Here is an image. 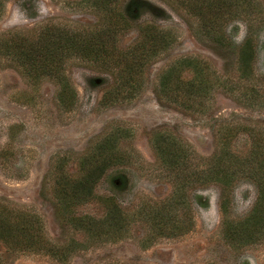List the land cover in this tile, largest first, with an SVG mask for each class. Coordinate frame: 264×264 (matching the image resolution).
I'll use <instances>...</instances> for the list:
<instances>
[{
  "label": "rangeland",
  "instance_id": "rangeland-1",
  "mask_svg": "<svg viewBox=\"0 0 264 264\" xmlns=\"http://www.w3.org/2000/svg\"><path fill=\"white\" fill-rule=\"evenodd\" d=\"M92 1L5 0L0 38L48 25L94 26ZM137 1L142 22L170 31L173 43L147 68L142 92L127 103L103 102L112 78L74 60L65 70L77 94L68 110L60 105L54 81L31 79L0 56V209L33 214L46 239L66 250L59 261L0 240V264H264V232L235 247L222 226L223 203L232 222L251 214L259 195L256 181L239 172L227 185L205 183L203 177L192 183L211 160L228 165L248 153L252 137L264 146V0H248L221 43L208 37L203 19L189 10L192 0ZM137 40V30L120 38L123 47ZM173 63L178 79L191 89L184 93L177 83L170 98L187 102L189 109L157 95L159 80ZM116 128L122 129L117 150L126 164L107 172L94 200L63 214L55 195L57 168L81 176V157ZM169 146L183 150L185 188L169 162L164 166ZM175 195L184 201L167 209L165 223L157 215ZM118 206L127 218L122 234L104 221ZM86 217L96 220L92 233L71 222Z\"/></svg>",
  "mask_w": 264,
  "mask_h": 264
},
{
  "label": "trees",
  "instance_id": "trees-1",
  "mask_svg": "<svg viewBox=\"0 0 264 264\" xmlns=\"http://www.w3.org/2000/svg\"><path fill=\"white\" fill-rule=\"evenodd\" d=\"M247 1L192 0L191 4L188 2V8L203 19L202 27L208 37L221 43L227 35V27L240 15L239 11L247 5ZM4 3L5 0H0V15ZM139 5L137 0H93L91 6L98 16V22L94 26L66 28L48 25L30 33L11 32L0 38V56L7 58L14 68L31 79L54 81L59 85L60 105L68 110L75 106L77 100L76 91L65 74L66 67L74 60L89 62L112 78L103 95V102L113 105L127 103L142 92L147 68L167 52L173 43L170 31L142 22L143 11ZM260 18L264 21L262 16ZM132 30H137L138 40L133 45L123 47L120 38ZM176 66V63L170 65V74L159 80L157 95L166 102L189 109L187 102L170 98L177 83V88L184 93L191 89L188 82L178 79ZM120 132L122 129H114L109 137L101 140L91 152L81 157V176L73 178L57 168L55 195L63 214L94 200L96 187L107 172L126 164L125 154L117 150L116 136H120ZM158 136L159 133L153 134V142ZM252 140L248 153L234 158V162L228 165L221 158L211 160L203 171L196 173L197 176L192 181L200 182L203 177L202 181L205 183L227 185L239 172L247 179L256 181L255 185L259 189L257 202L245 219L234 222L228 220L226 203L221 205V212L225 217L222 222L223 231L229 244L235 247L257 241L259 232H264V146L256 142V137H252ZM163 154L164 166L169 162L168 168L177 171L176 182L180 183L181 189L185 188L187 180L180 177L184 172L183 150L177 146H169ZM183 201L182 196H173L172 203L160 209L158 219L167 223V209L174 205L181 206ZM154 219L155 216L152 223H149L155 224ZM95 221L86 217L73 219L71 222L79 230L92 233ZM104 221L112 231L120 234L125 231L127 218L120 206L109 210ZM40 227L41 222L33 214H13L7 208L0 209V240L25 253L49 254L56 260H62L66 250L51 244Z\"/></svg>",
  "mask_w": 264,
  "mask_h": 264
}]
</instances>
